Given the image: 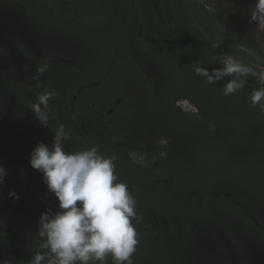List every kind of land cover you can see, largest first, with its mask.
<instances>
[{
    "label": "trees",
    "instance_id": "16d2710c",
    "mask_svg": "<svg viewBox=\"0 0 264 264\" xmlns=\"http://www.w3.org/2000/svg\"><path fill=\"white\" fill-rule=\"evenodd\" d=\"M201 2L0 0V144L21 135L28 150L51 147L63 124L66 151L96 146L117 156L143 242L172 245L171 253L184 245L188 257L187 245H210L205 228L213 225V264H254L264 256V113L250 96L261 85L249 77L225 96L230 78L210 85L194 68L211 72L222 67L218 55L239 53L264 68V35L242 38ZM45 62L47 73L33 80ZM45 89L57 93L48 126L32 111ZM130 150L150 166L134 164ZM149 214L167 216L168 225L151 228Z\"/></svg>",
    "mask_w": 264,
    "mask_h": 264
},
{
    "label": "clouds",
    "instance_id": "9594fccd",
    "mask_svg": "<svg viewBox=\"0 0 264 264\" xmlns=\"http://www.w3.org/2000/svg\"><path fill=\"white\" fill-rule=\"evenodd\" d=\"M250 22L255 31L264 34V0H256ZM213 47H218L213 45ZM222 67L196 66L194 72L210 85L230 78L223 87V95L231 96L243 90L249 77L256 78L261 87L253 89L250 102L264 113V68L241 63L228 54L216 57ZM49 69L47 62L36 69L33 80L39 81ZM57 93L45 89L32 106L38 122L48 126L50 101ZM183 108V107H182ZM71 132L61 124L54 131L52 146L39 143L30 154V166L39 171L48 191L58 200L59 211L51 208L43 212L38 221L39 244L28 264H135L134 255L140 243L134 221L139 220L137 200L129 185L119 180L116 155H102L98 147L66 151L64 142ZM168 139L161 137L157 144L168 146ZM130 160L141 167L150 166L147 156L130 150ZM160 157L167 158L161 151ZM7 172L0 164V184ZM8 196L19 200L10 191Z\"/></svg>",
    "mask_w": 264,
    "mask_h": 264
},
{
    "label": "flooded vegetation",
    "instance_id": "af4514ba",
    "mask_svg": "<svg viewBox=\"0 0 264 264\" xmlns=\"http://www.w3.org/2000/svg\"><path fill=\"white\" fill-rule=\"evenodd\" d=\"M3 142L5 144H0V164L4 166L7 176L4 184H0V264H28L39 244L37 237L39 218L49 208L59 211L58 200L43 183L42 174L30 166V154L35 148L28 150L19 146L24 143L21 135L19 139L13 141L4 139ZM129 189L133 194L132 187ZM10 191L16 192L20 199L17 201L10 198L8 196ZM148 216L147 223L151 228L166 227L169 223L167 216L158 217L150 214ZM133 223L138 232L136 221ZM205 230L210 245H199V247L187 245L191 255L188 257L183 256L184 245H173L174 252L171 253L169 248L172 245H152L151 238L149 242H143L145 235L142 234L134 262L135 264H213V225ZM200 253L201 257H199ZM108 264H112L110 258Z\"/></svg>",
    "mask_w": 264,
    "mask_h": 264
},
{
    "label": "rangeland",
    "instance_id": "374dc122",
    "mask_svg": "<svg viewBox=\"0 0 264 264\" xmlns=\"http://www.w3.org/2000/svg\"><path fill=\"white\" fill-rule=\"evenodd\" d=\"M70 1V0H69ZM200 4L202 3L199 0ZM212 5V10L214 7L218 8L223 16V20L230 26L231 30L241 36L246 40H256L259 33L255 31L256 25L250 22L251 11L255 6L254 0H209ZM264 35V34H262ZM240 49L245 50V48L238 46ZM241 63L249 66H253L257 71L262 68H257V66L252 63L244 53H239L235 58ZM181 107L184 110L195 112V107L190 102L186 100L179 101ZM132 191H134L133 186Z\"/></svg>",
    "mask_w": 264,
    "mask_h": 264
},
{
    "label": "water",
    "instance_id": "95a60500",
    "mask_svg": "<svg viewBox=\"0 0 264 264\" xmlns=\"http://www.w3.org/2000/svg\"><path fill=\"white\" fill-rule=\"evenodd\" d=\"M120 103H121V100L118 99V101H117V105H119ZM112 112H113V110L110 111V113H112ZM3 184H4V183H3ZM0 186H1V185H0ZM252 262H253L254 264H264V256H263V257H259V256L253 257Z\"/></svg>",
    "mask_w": 264,
    "mask_h": 264
}]
</instances>
